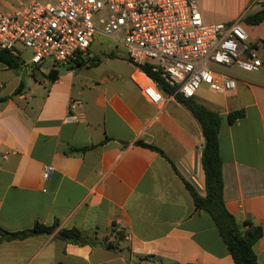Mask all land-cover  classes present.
I'll use <instances>...</instances> for the list:
<instances>
[{"label": "crops", "instance_id": "crops-1", "mask_svg": "<svg viewBox=\"0 0 264 264\" xmlns=\"http://www.w3.org/2000/svg\"><path fill=\"white\" fill-rule=\"evenodd\" d=\"M221 1L218 12L198 0L205 22L230 23L264 5ZM250 26L256 28H247L249 39L264 58V21ZM94 41L76 66L22 59L11 68L0 61V226L17 232L60 221L93 242H65L57 231L4 240L0 264H235L212 215L196 208L183 179L205 195L201 124L177 97L150 102L144 72L128 55L123 72H104ZM235 77V93L195 98L221 115L228 209L238 223L264 231V72ZM73 101L81 103L80 121L66 120ZM239 109L245 115L230 121ZM48 164L55 172L44 180ZM254 250L264 264V234Z\"/></svg>", "mask_w": 264, "mask_h": 264}, {"label": "built area", "instance_id": "built-area-1", "mask_svg": "<svg viewBox=\"0 0 264 264\" xmlns=\"http://www.w3.org/2000/svg\"><path fill=\"white\" fill-rule=\"evenodd\" d=\"M98 33L123 42L137 67L148 63L164 72L174 93L165 94L145 72L141 81L144 96L156 105L178 93L196 97L203 86L235 93L236 77L212 65L264 72V58L249 39L244 17L207 23L198 0H29L13 12H0V48L20 54L18 44L23 45L35 66H76L89 56ZM79 107L72 102L67 121H80ZM54 172V165H45L43 179Z\"/></svg>", "mask_w": 264, "mask_h": 264}, {"label": "trees", "instance_id": "trees-1", "mask_svg": "<svg viewBox=\"0 0 264 264\" xmlns=\"http://www.w3.org/2000/svg\"><path fill=\"white\" fill-rule=\"evenodd\" d=\"M263 21L264 5L259 11L244 18V23L247 25H258ZM129 60L131 61L130 58ZM0 61L7 64L11 68H17L23 62L19 54H14L10 50L3 48H0ZM139 68L149 77L154 79L165 94L175 92V88L167 82L164 72L153 71L151 65L148 63L139 65ZM53 72L54 71L51 73ZM176 97L199 121L205 140L201 156L202 170L205 177V195H202L196 185L183 176L187 188L194 197L196 208L198 210H205L212 215L222 238L234 258L235 264H259L257 254L254 250V245L263 236V228L254 224H250L249 227H246V223H238L235 215L228 209L225 201L223 159L219 147L221 115L219 112L212 110L195 97H185L180 93L176 94ZM244 115L245 110L239 109L231 111L228 117L229 120L233 122ZM138 143L164 153L162 149L155 145L144 141H139ZM86 149L87 148H83L81 150ZM60 226V221H55L51 225L36 222L33 228L17 232H9L0 226V244L4 240L24 239L33 235L52 234L56 231L57 237L65 242L76 244L93 243L87 238L84 231L81 229L61 228ZM116 228L117 227L115 225L114 231ZM121 234V231L118 232V235ZM102 244L109 249L114 248V245L108 240L102 241Z\"/></svg>", "mask_w": 264, "mask_h": 264}, {"label": "rangeland", "instance_id": "rangeland-1", "mask_svg": "<svg viewBox=\"0 0 264 264\" xmlns=\"http://www.w3.org/2000/svg\"><path fill=\"white\" fill-rule=\"evenodd\" d=\"M29 0H0V12H10L14 11L15 9L21 8L24 6ZM43 2H51L54 0H40ZM207 1L208 4L213 8L216 9L218 12L224 10V3L221 0H200ZM256 28V26L247 25V28ZM18 48L20 49V56L25 61H30L32 58V52L30 49L24 47L21 44H18ZM117 50L116 55L112 56L110 54L111 50ZM93 50L99 54L101 58L104 59L102 68L104 72L115 70L117 72H123L126 67V62H123V57L128 55V50L126 45L123 42L116 41L110 36L104 33H98L96 35V39L93 44ZM213 68L216 70L229 73L231 75H238L244 73V70L234 67V68H226V67H218L216 65H212ZM97 71L94 68H91L90 72ZM215 94L211 92L206 86H203L198 93V96L205 101L206 98L212 97Z\"/></svg>", "mask_w": 264, "mask_h": 264}]
</instances>
